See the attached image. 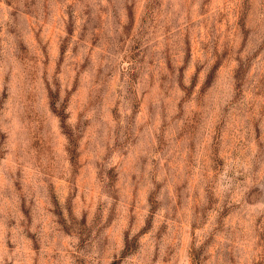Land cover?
<instances>
[{
    "label": "rangeland",
    "instance_id": "374dc122",
    "mask_svg": "<svg viewBox=\"0 0 264 264\" xmlns=\"http://www.w3.org/2000/svg\"><path fill=\"white\" fill-rule=\"evenodd\" d=\"M0 264H264V0H0Z\"/></svg>",
    "mask_w": 264,
    "mask_h": 264
}]
</instances>
